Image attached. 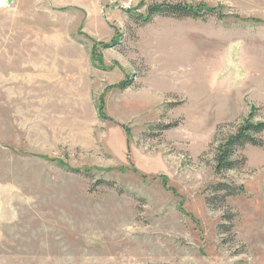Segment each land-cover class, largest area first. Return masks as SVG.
Listing matches in <instances>:
<instances>
[{
	"label": "rangeland",
	"instance_id": "374dc122",
	"mask_svg": "<svg viewBox=\"0 0 264 264\" xmlns=\"http://www.w3.org/2000/svg\"><path fill=\"white\" fill-rule=\"evenodd\" d=\"M156 1L0 0V264H264V135L212 169L264 120V0L140 23Z\"/></svg>",
	"mask_w": 264,
	"mask_h": 264
},
{
	"label": "trees",
	"instance_id": "16d2710c",
	"mask_svg": "<svg viewBox=\"0 0 264 264\" xmlns=\"http://www.w3.org/2000/svg\"><path fill=\"white\" fill-rule=\"evenodd\" d=\"M146 15H136L137 20L140 23L147 24L156 17L171 18V19H193L201 20L206 17L215 16L218 18H225L227 15L221 13L220 8L208 7L205 4H181L172 3L168 0H157L151 5L146 7ZM115 42L114 44H116ZM108 46V47H106ZM105 48L112 47L113 44L106 45ZM129 84H120L117 88L118 90H124L130 86ZM103 111L99 109L98 115L103 117ZM177 123L173 125L161 126V130H168L171 128H176ZM220 130V129H219ZM262 135H264V120L260 121L256 118L255 109L251 110L250 113L240 121L234 130L228 134H220V131L215 135L212 148H213V165L212 169L216 175H221L226 172L235 171L243 168L245 165V158L238 156V153L242 151L245 147H261L263 146ZM60 166V165H59ZM60 168L65 171L71 172L76 175L90 176L89 171H80L78 169H72L69 167L61 166ZM101 185L110 187V183L104 181ZM210 190L214 195L222 194V201L227 197L238 196L243 194L242 186L226 185L224 183H218L212 185ZM212 200V199H211ZM210 199L207 202L210 203Z\"/></svg>",
	"mask_w": 264,
	"mask_h": 264
}]
</instances>
